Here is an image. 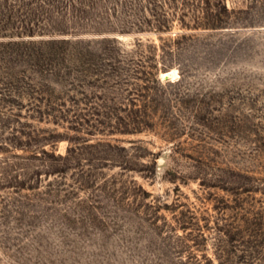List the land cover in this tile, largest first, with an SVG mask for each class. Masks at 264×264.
Instances as JSON below:
<instances>
[{
    "label": "rangeland",
    "instance_id": "1",
    "mask_svg": "<svg viewBox=\"0 0 264 264\" xmlns=\"http://www.w3.org/2000/svg\"><path fill=\"white\" fill-rule=\"evenodd\" d=\"M0 264H264V0H0Z\"/></svg>",
    "mask_w": 264,
    "mask_h": 264
},
{
    "label": "bare ground",
    "instance_id": "2",
    "mask_svg": "<svg viewBox=\"0 0 264 264\" xmlns=\"http://www.w3.org/2000/svg\"><path fill=\"white\" fill-rule=\"evenodd\" d=\"M163 76L166 78V77H171V78H175L177 76V73L176 71L172 70V71H169L167 73H164Z\"/></svg>",
    "mask_w": 264,
    "mask_h": 264
},
{
    "label": "water",
    "instance_id": "3",
    "mask_svg": "<svg viewBox=\"0 0 264 264\" xmlns=\"http://www.w3.org/2000/svg\"><path fill=\"white\" fill-rule=\"evenodd\" d=\"M166 78H169V77H166Z\"/></svg>",
    "mask_w": 264,
    "mask_h": 264
}]
</instances>
